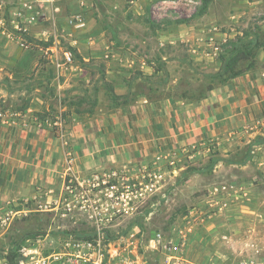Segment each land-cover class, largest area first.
I'll return each instance as SVG.
<instances>
[{"label": "rangeland", "instance_id": "374dc122", "mask_svg": "<svg viewBox=\"0 0 264 264\" xmlns=\"http://www.w3.org/2000/svg\"><path fill=\"white\" fill-rule=\"evenodd\" d=\"M0 4L8 31L19 36L13 21H20L29 44L0 33L4 111L43 117L75 111L70 104L80 98L88 107L95 100V109L208 94L231 42L264 35V0H55L32 21L15 15L19 0ZM260 136L264 123L225 144L176 151L175 166L162 155L150 167L164 178L142 196L139 185L124 184L55 210L30 204L0 222V264L13 252L14 264H264ZM215 158L224 160L210 169Z\"/></svg>", "mask_w": 264, "mask_h": 264}, {"label": "crops", "instance_id": "0c3cea01", "mask_svg": "<svg viewBox=\"0 0 264 264\" xmlns=\"http://www.w3.org/2000/svg\"><path fill=\"white\" fill-rule=\"evenodd\" d=\"M257 60L255 69L204 98L142 96L92 113L46 117L0 111V222L30 211V204L55 210L88 191L143 184L162 155L225 144L263 124L264 48Z\"/></svg>", "mask_w": 264, "mask_h": 264}, {"label": "trees", "instance_id": "16d2710c", "mask_svg": "<svg viewBox=\"0 0 264 264\" xmlns=\"http://www.w3.org/2000/svg\"><path fill=\"white\" fill-rule=\"evenodd\" d=\"M207 5V0H205V6ZM264 48V35H254L249 38H242L239 37L237 40L231 42L230 48L223 54L220 55L221 65L219 70L213 74L214 81L219 84H226L230 80L235 79L247 71L253 70L257 67L258 60L257 56L259 51ZM214 83V82H212ZM213 84H209L208 92L214 89ZM207 94L199 95V96H190L189 98L197 99V98H204ZM183 97H188L187 94H183ZM129 100H124L121 104L128 103ZM114 106H118L119 102ZM71 107H75V111L78 113L88 112L92 113L94 111V107L96 105L95 100L89 102L88 107V100L85 98H80L78 102H72ZM120 105V104H119ZM5 102L0 98V111H4L5 109ZM28 106L24 105L20 109L25 110ZM43 117V116H42ZM257 143H264V137L260 136ZM224 160L222 158H215L212 159L209 165L211 169L214 165H216L219 161ZM246 160H242L245 162ZM229 163H238L235 160L227 161ZM191 171L197 172L199 171L197 168H193ZM17 257V253L13 252L11 255L7 256V260L10 264L15 263V259Z\"/></svg>", "mask_w": 264, "mask_h": 264}, {"label": "built area", "instance_id": "2783aa9c", "mask_svg": "<svg viewBox=\"0 0 264 264\" xmlns=\"http://www.w3.org/2000/svg\"><path fill=\"white\" fill-rule=\"evenodd\" d=\"M19 1H20L19 10L15 12V15L20 17V18H27V19L29 18L32 21V20L36 19L37 14L39 13L40 9L44 5L51 4L55 0H19ZM25 13H30V15L26 16V15H24ZM13 23H14L13 27L15 29H17L18 31H20L19 36L15 37L12 35V32L8 31L7 19L5 17V9L0 4V33L7 34L11 40H13V41L16 40L15 41L16 43H19L22 46L29 48L28 41L21 36L23 33H25L28 30V28L27 27L23 28L21 26L20 21H13ZM64 57H65V64H72L73 56H72L71 51H65ZM174 153L175 152H170V153H167L164 155V158L166 159L167 163H170V165H173V166L176 165V160L181 159L180 156H176ZM164 173H165V170L161 169V167H159L157 169L154 167L145 176V182L143 184H138L139 187H137L138 185H134V186H131L128 188H136L137 187L138 188L137 193L142 196L147 190H152L153 188H156L158 186V184L164 178ZM146 178H147V181H146ZM66 187L68 188V190H74V181L73 180H67ZM109 188L111 190H114V191L118 190V188L115 187L114 185H110ZM130 194H133V190L130 192ZM21 264H23V262H21ZM34 264H47V263L43 259L42 260L38 259V260H36V262H34ZM168 264H187V262H186V260L181 259V258H178V259L174 258L173 260H170Z\"/></svg>", "mask_w": 264, "mask_h": 264}]
</instances>
